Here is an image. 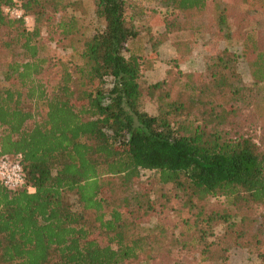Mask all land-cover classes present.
<instances>
[{
    "label": "trees",
    "instance_id": "trees-1",
    "mask_svg": "<svg viewBox=\"0 0 264 264\" xmlns=\"http://www.w3.org/2000/svg\"><path fill=\"white\" fill-rule=\"evenodd\" d=\"M18 1L34 27L4 13L13 0H0V156L20 155L25 183L11 190L0 182V264H131L141 253L168 252L176 238L164 245L140 229L154 209L147 192L133 190L142 169L171 184L197 221L225 223L201 247L204 260L223 264L228 245L264 244V212L247 213L264 209L263 29L248 20L228 27L230 11L213 9L209 33L242 40L252 85L237 72L235 53L218 49L203 77L184 73L181 88H167L166 78L151 84L161 89L151 115L140 102V78L153 68L146 46L157 52L168 32H140L142 10L130 11L126 0H93L99 26L92 34L72 15L54 24L69 54L53 82L54 65L37 39L65 4ZM158 2L176 12L175 27L184 30L192 26L183 17L203 15L213 0ZM249 2L251 11L264 7V0ZM258 127L260 144L252 131ZM208 197H223L234 211H206Z\"/></svg>",
    "mask_w": 264,
    "mask_h": 264
},
{
    "label": "rangeland",
    "instance_id": "rangeland-1",
    "mask_svg": "<svg viewBox=\"0 0 264 264\" xmlns=\"http://www.w3.org/2000/svg\"><path fill=\"white\" fill-rule=\"evenodd\" d=\"M61 1L65 7L52 14L51 24L41 28V34L37 39L42 45L40 54L54 65L49 72L53 82L57 81L62 71L60 63L65 62L69 54L68 40L54 27L61 15H72L83 22L87 36L93 33L96 26H99L94 14L93 0ZM126 1L128 7L132 5L131 9L129 8L130 11L142 10L141 19L138 18L136 22L138 28H141L140 32L146 30V27H149L148 33H153L152 35L162 31L168 32V39L158 47L157 52L150 51L149 46H146L147 53L153 60V68L151 71H145L140 78L142 89L140 102L141 108L147 113L157 114V96L161 91V89L150 88L151 84L166 78L168 79L167 88L172 85L181 88L186 80L182 74L192 72L196 78L203 77L205 71L213 66L218 49L227 48L235 53L237 72L245 85H252L250 68L241 54L242 40L234 35L228 39L220 38L223 33L218 31L214 33L215 35H211L206 25L212 23V29H216L212 14H214L213 9L218 7V9L224 8L230 11L228 27L231 24L235 28H241L249 22L264 30V7L251 11L250 8L253 5L250 4V0H213L216 2L210 3V9L203 15L194 14L192 17H187L188 19L183 17L184 21H191V28L178 30L175 27L176 12H172L163 3L158 2L159 0ZM203 23L205 26H202ZM25 24L28 29H32L33 18L29 17V22ZM178 41L186 43L181 44L179 51L174 47ZM4 60L5 56L0 53V79ZM262 123H264L263 120L258 121V125ZM259 127L252 130L255 133L254 140L258 143L260 142ZM157 178L156 171L142 169L139 179L133 182V190L147 192L154 206L147 216L140 219V229L144 233H157L164 245L176 238V245H172L168 252L157 251L153 258H147L145 253H141L131 264H221V260H204L199 252L205 241L215 240L223 233L225 223L220 218H215L209 225L197 221L196 209L186 207L183 199L175 195L172 185L161 184ZM203 204L206 211H223L227 208L234 211L232 206L226 205L223 197H208ZM260 212H264V209L258 207L255 211L247 213L259 214ZM201 230L205 232L204 239L200 235ZM228 249V252L220 256L223 258V264H261V259L264 257V244L261 243L249 247L228 245Z\"/></svg>",
    "mask_w": 264,
    "mask_h": 264
},
{
    "label": "built area",
    "instance_id": "built-area-1",
    "mask_svg": "<svg viewBox=\"0 0 264 264\" xmlns=\"http://www.w3.org/2000/svg\"><path fill=\"white\" fill-rule=\"evenodd\" d=\"M4 13L14 18H23L25 23L29 22V17L25 16L18 0H13L12 5L2 7ZM20 155L10 158L6 155L0 156V182L8 189L15 190L21 188L24 183V173L19 160ZM28 191H34L29 186Z\"/></svg>",
    "mask_w": 264,
    "mask_h": 264
},
{
    "label": "crops",
    "instance_id": "crops-1",
    "mask_svg": "<svg viewBox=\"0 0 264 264\" xmlns=\"http://www.w3.org/2000/svg\"><path fill=\"white\" fill-rule=\"evenodd\" d=\"M151 71V70H150Z\"/></svg>",
    "mask_w": 264,
    "mask_h": 264
}]
</instances>
